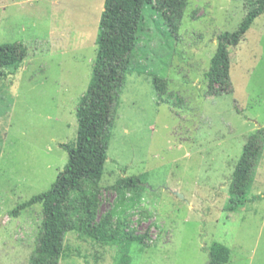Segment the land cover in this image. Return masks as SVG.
<instances>
[{"label":"rangeland","instance_id":"obj_1","mask_svg":"<svg viewBox=\"0 0 264 264\" xmlns=\"http://www.w3.org/2000/svg\"><path fill=\"white\" fill-rule=\"evenodd\" d=\"M255 0H188L177 31L150 7L147 32L127 74L105 173L101 219L117 202L112 188L145 175L139 206L126 218L143 236L129 264H208L209 248H231L229 264H264V161L244 210H226L235 165L249 134L264 126V13L229 48L232 92L213 95L206 72L218 36L235 31ZM105 0H0V44L27 52L20 68L0 69V264H30L41 204L14 208L49 190L77 139V107L97 57ZM263 158V157H262ZM261 193V194H259ZM117 217L114 218L116 222ZM60 264H122V243L66 234Z\"/></svg>","mask_w":264,"mask_h":264},{"label":"trees","instance_id":"obj_2","mask_svg":"<svg viewBox=\"0 0 264 264\" xmlns=\"http://www.w3.org/2000/svg\"><path fill=\"white\" fill-rule=\"evenodd\" d=\"M188 0H105L96 40L97 57L86 93L77 107L79 129L73 143H63L68 161L52 187L19 203L13 215L19 216L35 204H41L43 221L41 236L30 264H60L67 254L66 234L77 231L102 244L122 243V264H129L132 242H142L128 228L126 218L140 205L145 188V175L125 176L112 188L117 193L114 208L97 217V192L102 180L113 129L121 104L127 74L141 49L147 32L144 12L150 7L161 13L172 31H177ZM264 13V0H255L235 31L218 36V46L211 59L206 78L213 95L232 92L229 48L237 46L257 17ZM27 52L15 43L0 44V69L17 70ZM264 153V126L253 130L235 165L226 210H244L258 196L252 195L257 170ZM118 220L115 222L114 218ZM231 248L214 242L209 248L208 264H229Z\"/></svg>","mask_w":264,"mask_h":264},{"label":"crops","instance_id":"obj_3","mask_svg":"<svg viewBox=\"0 0 264 264\" xmlns=\"http://www.w3.org/2000/svg\"><path fill=\"white\" fill-rule=\"evenodd\" d=\"M262 157L263 158L261 159V162L264 161V153H263V156ZM261 162H260V164H261ZM255 181H256V178H255ZM254 185H255V182H254ZM254 185H253V188H254ZM253 188H252V190H253ZM259 194H261V193H259ZM256 196H258V195H256ZM261 197H262L261 199H264V195H262ZM258 198H260V196H258Z\"/></svg>","mask_w":264,"mask_h":264}]
</instances>
